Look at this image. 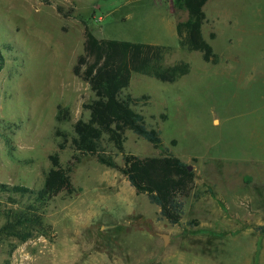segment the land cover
Returning a JSON list of instances; mask_svg holds the SVG:
<instances>
[{
    "label": "rangeland",
    "instance_id": "obj_1",
    "mask_svg": "<svg viewBox=\"0 0 264 264\" xmlns=\"http://www.w3.org/2000/svg\"><path fill=\"white\" fill-rule=\"evenodd\" d=\"M203 12L215 65L180 46L176 25L188 12L175 0H0V185L33 192L0 187V264H264V0H208ZM85 27L166 48L164 67L189 65L174 83L132 73L121 94L162 141L126 132L124 153L168 150L195 171L178 225L72 146L95 99L73 73ZM100 154L124 166L106 136ZM54 155L63 168L73 162L75 192L42 198ZM27 218L41 224L22 242Z\"/></svg>",
    "mask_w": 264,
    "mask_h": 264
},
{
    "label": "trees",
    "instance_id": "obj_2",
    "mask_svg": "<svg viewBox=\"0 0 264 264\" xmlns=\"http://www.w3.org/2000/svg\"><path fill=\"white\" fill-rule=\"evenodd\" d=\"M207 1L175 0L180 9L188 12V19L176 25V33L180 46L200 52L206 63L215 65L218 57L201 33L205 20L203 7ZM165 53L166 48L161 46L98 39L85 27L83 53L77 58L73 73L89 85L95 99L85 105L89 111L88 120H78L74 125L76 137L72 140V146L76 152L94 156L99 164L118 170L136 195H146L148 201L159 209L160 217L174 226L181 222L185 200L194 187L195 171H190L188 164L168 150L159 157L139 158L125 154L123 145L126 132L135 134L156 148L162 145L159 131L148 128L144 117L131 107V98L122 99L121 94L129 87L132 73L163 83H174L189 73V65L184 62L164 67ZM65 117L59 111L57 119ZM104 136L123 155V167L118 166L112 158L100 154ZM172 143L175 144L174 141ZM59 148L63 149V145ZM49 159L51 169L45 176L41 197L50 199L60 193L72 195L75 192L70 177L73 162L63 168L58 156H50ZM73 160L78 159L75 156ZM0 187L21 195L33 194L23 186ZM21 223H26L25 231L15 233V237L22 242L32 236L34 226L41 224L38 219L30 218ZM257 230L264 233V225Z\"/></svg>",
    "mask_w": 264,
    "mask_h": 264
},
{
    "label": "water",
    "instance_id": "obj_3",
    "mask_svg": "<svg viewBox=\"0 0 264 264\" xmlns=\"http://www.w3.org/2000/svg\"><path fill=\"white\" fill-rule=\"evenodd\" d=\"M188 169H189L190 171L193 170L192 166H188Z\"/></svg>",
    "mask_w": 264,
    "mask_h": 264
}]
</instances>
